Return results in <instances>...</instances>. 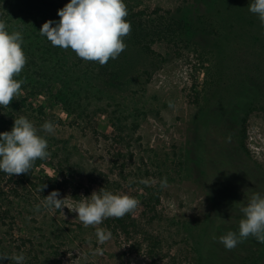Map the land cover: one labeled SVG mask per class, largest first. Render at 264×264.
Here are the masks:
<instances>
[{"label": "rangeland", "instance_id": "1", "mask_svg": "<svg viewBox=\"0 0 264 264\" xmlns=\"http://www.w3.org/2000/svg\"><path fill=\"white\" fill-rule=\"evenodd\" d=\"M68 2L0 0V19L40 36L47 66L42 87L0 108V132L20 115L56 126L30 172L0 171V254L22 252L24 264H264L255 238L231 250L219 242L264 194V25L250 0H125L126 48L104 65L40 34ZM46 176L70 205L103 187L139 203L124 222L85 227L67 207L36 210L45 196L26 180ZM96 228L112 238L98 244Z\"/></svg>", "mask_w": 264, "mask_h": 264}, {"label": "clouds", "instance_id": "2", "mask_svg": "<svg viewBox=\"0 0 264 264\" xmlns=\"http://www.w3.org/2000/svg\"><path fill=\"white\" fill-rule=\"evenodd\" d=\"M248 10L264 25V0H250ZM127 15L125 0H69L58 10L60 19L47 20L39 30L54 47L71 49L82 60L104 65L109 59H117L126 48L123 37L131 31V24L125 19ZM26 62L23 34L10 30L6 22L0 21V108L19 98L23 81L16 77ZM55 131L52 121H45L38 128L25 115L14 117L11 130L0 132V171L9 176L30 172L37 160L49 156L47 137ZM140 182L148 183L147 180ZM167 183L165 177L160 186L166 187ZM87 197L70 205L66 198H61L59 190H53L35 208L37 211L54 208L64 213L67 207L70 212L77 213L85 227H95L107 218H123L139 203L135 197L113 193L104 187ZM240 211L238 231H228L219 237V242L228 250L249 237L264 244V194H252ZM96 237L97 243L102 245L112 238V233L96 228ZM95 251L103 252L101 248ZM5 259L13 264H24L25 256L22 252L0 254V264Z\"/></svg>", "mask_w": 264, "mask_h": 264}, {"label": "trees", "instance_id": "3", "mask_svg": "<svg viewBox=\"0 0 264 264\" xmlns=\"http://www.w3.org/2000/svg\"><path fill=\"white\" fill-rule=\"evenodd\" d=\"M8 9H11L12 13L14 12V9H16L15 5L7 4ZM13 15V14H11ZM0 21H4L0 19ZM9 26V25H8ZM10 30L15 29L14 27H10ZM32 32L31 34H28L26 36H23V49L27 58L26 65L22 69V72L16 79L22 80V86L21 89H38L39 87H42L44 85V80H42L43 74H45L47 70V66L44 64H39V53H40V42H42L39 39V35H37V32ZM44 77V76H43ZM50 93V92H47ZM47 178H40L38 181L32 180L30 177L27 178L26 181L29 182V184L35 188L36 191H39L41 195H44L45 197L51 193L53 190H57L55 186V178H51L50 176H46ZM44 186V187H43ZM43 187V191L40 189ZM127 214L123 218H117L119 222H124L127 220L126 218Z\"/></svg>", "mask_w": 264, "mask_h": 264}]
</instances>
